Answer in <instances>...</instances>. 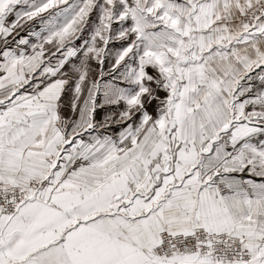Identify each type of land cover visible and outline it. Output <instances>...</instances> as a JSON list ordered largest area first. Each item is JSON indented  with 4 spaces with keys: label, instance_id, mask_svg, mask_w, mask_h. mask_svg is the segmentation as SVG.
<instances>
[{
    "label": "snow or ice",
    "instance_id": "snow-or-ice-1",
    "mask_svg": "<svg viewBox=\"0 0 264 264\" xmlns=\"http://www.w3.org/2000/svg\"><path fill=\"white\" fill-rule=\"evenodd\" d=\"M0 264H264V0H0Z\"/></svg>",
    "mask_w": 264,
    "mask_h": 264
}]
</instances>
